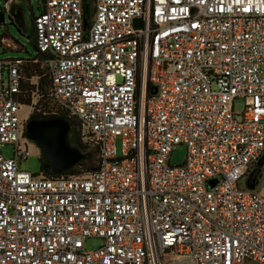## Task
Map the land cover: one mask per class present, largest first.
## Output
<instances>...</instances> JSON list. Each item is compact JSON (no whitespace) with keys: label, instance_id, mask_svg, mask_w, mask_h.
Here are the masks:
<instances>
[{"label":"built area","instance_id":"2783aa9c","mask_svg":"<svg viewBox=\"0 0 264 264\" xmlns=\"http://www.w3.org/2000/svg\"><path fill=\"white\" fill-rule=\"evenodd\" d=\"M33 25L51 102L30 106L98 166L20 167L25 61L0 59V264H264V0H44Z\"/></svg>","mask_w":264,"mask_h":264},{"label":"rangeland","instance_id":"374dc122","mask_svg":"<svg viewBox=\"0 0 264 264\" xmlns=\"http://www.w3.org/2000/svg\"><path fill=\"white\" fill-rule=\"evenodd\" d=\"M8 0H0V10L1 13H5V21L0 23V59L5 58H32L38 55V51L35 48L33 40V14L38 15L41 12V6L44 0H22L19 2L20 12L17 19V23L12 22L7 9ZM7 2V3H6ZM40 67L45 70L43 60L39 61ZM24 74H26L25 70ZM36 81V79H34ZM33 100L37 102L38 96L34 95ZM245 107V101L242 99H237L234 102V110L237 114H241ZM37 110L32 109L28 104H23L20 109V116L27 120L30 115H36ZM27 143L29 147V156L27 159L22 160L20 167L24 170H28L34 174L41 173V158L44 157L42 154V148L36 144L35 141L29 139L26 135L21 138ZM121 138L117 139L118 152L121 154ZM2 153L6 158H11L14 156V145L7 143L1 147ZM82 153L88 155L87 158L82 160H87L93 157L94 164L98 163V151L93 148H86L80 150ZM187 150L184 145H179L171 154V164H182L186 159ZM45 158V157H44ZM46 160V159H45ZM79 163V162H78ZM78 163L74 164L77 165ZM74 165L72 167H74ZM76 167V166H75ZM76 171H83L82 167H76ZM86 172H81L80 175H85ZM103 240L101 237L92 236L85 240V247L88 250L97 249ZM190 264V263H181Z\"/></svg>","mask_w":264,"mask_h":264},{"label":"water","instance_id":"95a60500","mask_svg":"<svg viewBox=\"0 0 264 264\" xmlns=\"http://www.w3.org/2000/svg\"><path fill=\"white\" fill-rule=\"evenodd\" d=\"M17 1H11L8 13L12 22L18 19ZM86 8V20L90 18V10ZM5 21V13L0 14V23ZM139 25V20L137 21ZM71 130L70 121L65 117H39L30 115L26 121V136L35 141L42 148V154L48 161L53 174H61L74 164L88 157L79 148L73 146L69 140Z\"/></svg>","mask_w":264,"mask_h":264},{"label":"trees","instance_id":"16d2710c","mask_svg":"<svg viewBox=\"0 0 264 264\" xmlns=\"http://www.w3.org/2000/svg\"><path fill=\"white\" fill-rule=\"evenodd\" d=\"M42 5H40L41 9H42ZM0 14H1V10H0ZM34 15L35 14H33V18H34ZM33 40H34L35 48L37 49L36 42H35V30L34 29H33ZM40 59L41 60L44 59V55L40 54V53H38V55H36L32 58L23 59L25 62L22 65V73L26 77V79H28V80L23 82V84H22L23 93L21 95V101L23 104L30 105L32 102V99L34 98V95L37 94L38 100H37V104L35 105L36 109L41 107V108H43V110H47V107L49 106V104L51 102V100L48 96L49 91H50V87H51V83H50V78H49V75L47 73L46 67H45V70H46L45 72H44V69L40 67V63H39ZM23 70H25L26 74H24ZM30 78H34V79H36V81H34V83H31L29 81ZM32 95H33V97H32ZM36 115L39 117H48V116H44L40 112L36 113ZM49 117H64V115H62L61 113L60 114L58 113V115H51ZM68 120L70 121V125H71V130H70V134H69L70 143L73 146L79 148L80 150H84V149L88 148V145H86L82 142V137H81V133H80V130L78 127V123L72 119H69V118H68ZM92 162H93V157H90L87 160H81L77 165H74V167H71L70 169L63 171L61 173V175L85 176L88 173L97 169L98 163L94 164ZM261 163H262V161H261ZM75 166L76 167H82L83 171H85L86 174L80 175L81 172H83V171H76ZM37 175H45V176L54 175L48 166V161L45 160L44 157L41 158V173L37 174ZM253 180H254V178H253Z\"/></svg>","mask_w":264,"mask_h":264},{"label":"crops","instance_id":"0c3cea01","mask_svg":"<svg viewBox=\"0 0 264 264\" xmlns=\"http://www.w3.org/2000/svg\"><path fill=\"white\" fill-rule=\"evenodd\" d=\"M20 6L18 5V12H17V14H18V17H19V15H21V12H20Z\"/></svg>","mask_w":264,"mask_h":264}]
</instances>
